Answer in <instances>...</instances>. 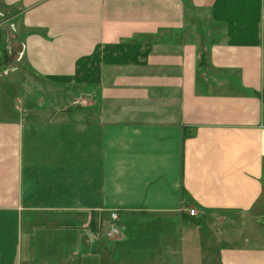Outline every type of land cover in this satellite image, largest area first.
<instances>
[{
  "label": "crops",
  "instance_id": "1",
  "mask_svg": "<svg viewBox=\"0 0 264 264\" xmlns=\"http://www.w3.org/2000/svg\"><path fill=\"white\" fill-rule=\"evenodd\" d=\"M262 230L264 0H0V264H264Z\"/></svg>",
  "mask_w": 264,
  "mask_h": 264
},
{
  "label": "built area",
  "instance_id": "2",
  "mask_svg": "<svg viewBox=\"0 0 264 264\" xmlns=\"http://www.w3.org/2000/svg\"><path fill=\"white\" fill-rule=\"evenodd\" d=\"M85 101L86 100L83 98H78L73 102V106H83ZM187 213L189 216H194L195 210L188 209ZM85 234L91 244H102L104 242L115 240L121 234L118 212L116 210L110 211L107 220L103 221L99 219L95 226L92 227L89 225L86 228Z\"/></svg>",
  "mask_w": 264,
  "mask_h": 264
},
{
  "label": "rangeland",
  "instance_id": "3",
  "mask_svg": "<svg viewBox=\"0 0 264 264\" xmlns=\"http://www.w3.org/2000/svg\"><path fill=\"white\" fill-rule=\"evenodd\" d=\"M14 27H15V25L8 24L7 28H3L2 29V32L4 33L3 36L5 38L9 39V42H11V40H12V37H13L12 33H13V30H14ZM9 42H6V43H9ZM10 45L12 46L11 48L13 49L14 46H13L12 42H11ZM11 52H12V50H11ZM11 55H13V52L11 53ZM77 97H80V98H83V99L87 100L88 101L87 105H88L90 103L89 100L92 98V95H91L90 92L85 91V92L79 93L77 95ZM84 106L85 105H83V107ZM262 231H263V236H264V230H262ZM84 236H85V240H86L87 245H89V246L95 245V244H91L88 241L87 236H86L85 233H84ZM105 244H107V243H105ZM26 248H27V239L23 238L22 246H21V255L23 256V260H24L25 254H26ZM84 252L96 255L94 257L95 261L91 260L90 262H87L86 264H113V253L107 248L100 249L98 247L93 246L91 251H84ZM76 264H85V263L76 262Z\"/></svg>",
  "mask_w": 264,
  "mask_h": 264
},
{
  "label": "trees",
  "instance_id": "4",
  "mask_svg": "<svg viewBox=\"0 0 264 264\" xmlns=\"http://www.w3.org/2000/svg\"><path fill=\"white\" fill-rule=\"evenodd\" d=\"M203 54H204V52H202L201 60H200V62H199V65H201V66H202V64H203V60H202V56H203ZM91 226L93 227V225H91Z\"/></svg>",
  "mask_w": 264,
  "mask_h": 264
}]
</instances>
